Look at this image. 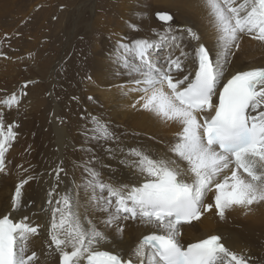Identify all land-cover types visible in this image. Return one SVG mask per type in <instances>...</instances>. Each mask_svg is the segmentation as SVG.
I'll return each mask as SVG.
<instances>
[{
  "label": "snow or ice",
  "instance_id": "obj_1",
  "mask_svg": "<svg viewBox=\"0 0 264 264\" xmlns=\"http://www.w3.org/2000/svg\"><path fill=\"white\" fill-rule=\"evenodd\" d=\"M204 4L216 35L215 52L192 28L172 27L174 17L168 12L156 13L166 25L156 39L121 41L117 46V63L135 85L130 91L139 93L132 107L180 126L167 148L172 155L128 149L130 159L121 163L137 177L130 183L106 182L96 168L84 167L83 189L88 202L107 214L106 226L123 233V223L132 220L150 231L127 258L100 250L108 237L91 219L82 218L76 190L81 186L63 194L53 187L47 200V246L59 253L60 264H249L219 235L187 246L180 242L181 228L213 209L224 219L229 210H250L264 202V67L225 79L243 35L264 43V0ZM25 95L21 90L0 103L18 107ZM92 121V139H116L107 123L98 117ZM14 127L8 125L5 131L0 113V173L6 172L5 154L15 140ZM63 172L60 166L53 169L57 182ZM32 179L27 176L15 185L14 211L23 206L22 190ZM209 193L212 203L205 202ZM40 229L27 216L18 222L9 215L0 217V264H37V253L29 254L28 242Z\"/></svg>",
  "mask_w": 264,
  "mask_h": 264
},
{
  "label": "bare ground",
  "instance_id": "obj_2",
  "mask_svg": "<svg viewBox=\"0 0 264 264\" xmlns=\"http://www.w3.org/2000/svg\"><path fill=\"white\" fill-rule=\"evenodd\" d=\"M76 1L77 4L73 3ZM64 2L66 7L73 3L77 8L75 12L68 13L75 14L80 20L87 16L85 21H90L89 36L78 54L79 40H75L76 32L70 31L71 27L66 22L61 24L62 36L68 38L70 34V48L74 49V56L65 63L67 68L61 71V79L56 83L59 87L50 85L56 99H45L38 109H33L34 112L25 117L21 135L12 143L11 153L8 152L10 156L5 157L6 172L0 173V217L9 215L14 222H18L27 216L33 224L41 225L39 235L30 238L28 242L29 254L32 251L37 253V264H60L59 253L47 246L50 221L48 193L53 187L57 194H63L81 186L76 190L79 192L82 218L91 219L108 237V242L100 250L121 253L127 258L138 240L150 230L132 220L123 223V233L117 232L115 226H106L104 221L107 214L88 202L86 190L83 189L84 167L89 165L96 168L106 182H134L137 177L133 175V169L121 163L130 159L126 155L128 149L138 148L171 156L172 154L167 153L168 145L174 143V134L181 129L174 123H162L138 106L132 107L139 93L130 91L135 87L132 77L117 63L118 43L138 38L156 39V32H162L166 27L154 17L157 11L171 12L174 17L172 27L192 28L200 35L201 42L213 52L217 50L216 35L204 0ZM65 18L69 21V16L63 19ZM132 25H136L138 30ZM259 67H264V43L245 34L240 40L239 50L231 58L225 79L238 71ZM70 96L76 100H71ZM58 98L60 99L57 100ZM92 117L109 123L116 139H92ZM118 136L125 140L124 143L118 144L109 152V146L121 142ZM103 149H106L107 156L101 161L99 151ZM39 162L44 163L40 168ZM57 166L64 169L59 182L53 173ZM27 176L34 179L22 190L23 206L14 211L11 208V197L14 195L15 185ZM55 198L58 196H54ZM205 202H213V193H209ZM209 235L221 236L225 246L244 255L249 264H264V204H253L250 210L234 208L226 212L224 219H220L213 209L200 220L184 225L181 228L180 242L187 246Z\"/></svg>",
  "mask_w": 264,
  "mask_h": 264
},
{
  "label": "rangeland",
  "instance_id": "obj_3",
  "mask_svg": "<svg viewBox=\"0 0 264 264\" xmlns=\"http://www.w3.org/2000/svg\"><path fill=\"white\" fill-rule=\"evenodd\" d=\"M73 3L66 7L64 0H47V2L46 0H0V101L12 93H18L21 90L26 92L18 107L9 109L0 103L5 131L8 125H15L13 130L16 137L11 142V146L21 135L24 121L30 115L29 113L38 109L45 99H56L50 85L59 87L56 83L59 82V78L61 79V71L67 68L65 63L74 56V49L70 48L72 43L70 34L68 38L62 36L61 24L66 22L71 27L70 31L77 33H75V40L76 38L79 40L78 49L76 48L78 54L82 51L81 47L89 36L90 21L89 23L85 21L87 16L82 17L85 18L83 22V19L80 20L75 14L68 13V11L77 10ZM64 17H67L69 21H66V18L63 19ZM81 78L82 75L80 81ZM25 82H30L27 88L22 87ZM70 98L76 100L75 97L70 96ZM79 105L85 107L81 103ZM28 109L31 110L28 111ZM107 124L112 127L109 123ZM118 137L121 142L112 144L115 146H109L108 150L124 143L125 140L121 136ZM10 149L11 147L5 157L10 156ZM105 150L99 151L101 161L104 156H107ZM43 164L39 162L38 168Z\"/></svg>",
  "mask_w": 264,
  "mask_h": 264
},
{
  "label": "water",
  "instance_id": "obj_4",
  "mask_svg": "<svg viewBox=\"0 0 264 264\" xmlns=\"http://www.w3.org/2000/svg\"><path fill=\"white\" fill-rule=\"evenodd\" d=\"M158 12H166V11H157V12H155L154 17L156 18L157 21H159L158 18H157V16H156V13H158ZM168 13H170V12H168ZM159 22L162 23L161 21H159Z\"/></svg>",
  "mask_w": 264,
  "mask_h": 264
}]
</instances>
